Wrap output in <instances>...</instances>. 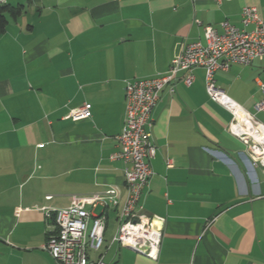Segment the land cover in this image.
<instances>
[{
  "label": "crops",
  "instance_id": "0c3cea01",
  "mask_svg": "<svg viewBox=\"0 0 264 264\" xmlns=\"http://www.w3.org/2000/svg\"><path fill=\"white\" fill-rule=\"evenodd\" d=\"M3 2L25 9L0 35V264H56L43 249L53 214L42 208L111 185L125 193L123 163L109 159L124 81L166 72L183 44L204 42V25L242 28L244 6L264 19V0ZM193 73L191 85L181 72L173 92L164 87L152 112L156 152L139 203L161 219L158 255L114 242L109 264H264V167L229 131L232 115L207 94L204 70ZM214 80L264 125V58ZM84 103L88 118H67Z\"/></svg>",
  "mask_w": 264,
  "mask_h": 264
},
{
  "label": "built area",
  "instance_id": "2783aa9c",
  "mask_svg": "<svg viewBox=\"0 0 264 264\" xmlns=\"http://www.w3.org/2000/svg\"><path fill=\"white\" fill-rule=\"evenodd\" d=\"M241 23L242 28H237L223 20L221 32L204 25V42L183 44L166 72L124 81L123 124L114 137L117 150L109 159L123 163L125 193L111 185L84 200L73 199L65 207L42 208L47 216L53 214V231L46 237L43 249L56 264H109L101 248L111 215L117 225L111 243L129 247L152 259L157 257L161 241L158 221L161 219L142 214L139 199L152 175L150 161L156 152L151 140L152 112L162 89L168 86L173 92V84L181 72L182 81L188 86L194 81V69L204 70L207 94L232 115L229 131L245 144L252 165L264 167V125L220 90L214 80L216 70L225 71L234 63L249 65L255 59L264 58V19L257 8L244 6ZM250 25L253 28L247 29ZM90 108V103H84L71 109L67 118L73 121L88 118ZM257 108H264V100ZM97 208L99 212L95 213Z\"/></svg>",
  "mask_w": 264,
  "mask_h": 264
},
{
  "label": "rangeland",
  "instance_id": "374dc122",
  "mask_svg": "<svg viewBox=\"0 0 264 264\" xmlns=\"http://www.w3.org/2000/svg\"><path fill=\"white\" fill-rule=\"evenodd\" d=\"M99 212V208L95 210V213ZM116 223L112 216L109 218L107 228L104 234V244L103 247L101 248V253L104 254V260L106 262H109L110 259H112L114 251H115V246L111 244V239L115 233L116 230ZM109 247V248H108Z\"/></svg>",
  "mask_w": 264,
  "mask_h": 264
},
{
  "label": "trees",
  "instance_id": "16d2710c",
  "mask_svg": "<svg viewBox=\"0 0 264 264\" xmlns=\"http://www.w3.org/2000/svg\"><path fill=\"white\" fill-rule=\"evenodd\" d=\"M25 9V5L18 3L15 5L0 1V35L4 32L8 16L16 17Z\"/></svg>",
  "mask_w": 264,
  "mask_h": 264
},
{
  "label": "bare ground",
  "instance_id": "6f19581e",
  "mask_svg": "<svg viewBox=\"0 0 264 264\" xmlns=\"http://www.w3.org/2000/svg\"><path fill=\"white\" fill-rule=\"evenodd\" d=\"M238 118V117H237Z\"/></svg>",
  "mask_w": 264,
  "mask_h": 264
}]
</instances>
